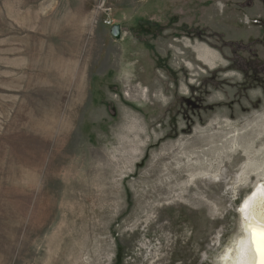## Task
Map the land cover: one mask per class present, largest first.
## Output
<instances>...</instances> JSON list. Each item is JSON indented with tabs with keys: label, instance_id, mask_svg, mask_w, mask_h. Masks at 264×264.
Listing matches in <instances>:
<instances>
[{
	"label": "rangeland",
	"instance_id": "obj_1",
	"mask_svg": "<svg viewBox=\"0 0 264 264\" xmlns=\"http://www.w3.org/2000/svg\"><path fill=\"white\" fill-rule=\"evenodd\" d=\"M262 178L264 0H0V264H222Z\"/></svg>",
	"mask_w": 264,
	"mask_h": 264
},
{
	"label": "bare ground",
	"instance_id": "obj_2",
	"mask_svg": "<svg viewBox=\"0 0 264 264\" xmlns=\"http://www.w3.org/2000/svg\"><path fill=\"white\" fill-rule=\"evenodd\" d=\"M243 230L233 247L222 257V264H264V178L239 207Z\"/></svg>",
	"mask_w": 264,
	"mask_h": 264
},
{
	"label": "water",
	"instance_id": "obj_3",
	"mask_svg": "<svg viewBox=\"0 0 264 264\" xmlns=\"http://www.w3.org/2000/svg\"><path fill=\"white\" fill-rule=\"evenodd\" d=\"M111 33L116 38H120L121 37V25L117 24V25L113 26L111 29Z\"/></svg>",
	"mask_w": 264,
	"mask_h": 264
},
{
	"label": "trees",
	"instance_id": "obj_4",
	"mask_svg": "<svg viewBox=\"0 0 264 264\" xmlns=\"http://www.w3.org/2000/svg\"><path fill=\"white\" fill-rule=\"evenodd\" d=\"M153 24H155V23H153ZM155 26V25H154Z\"/></svg>",
	"mask_w": 264,
	"mask_h": 264
}]
</instances>
